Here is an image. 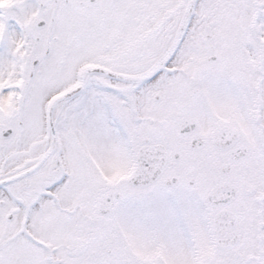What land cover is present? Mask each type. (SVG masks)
<instances>
[{
  "label": "snow or ice",
  "instance_id": "snow-or-ice-1",
  "mask_svg": "<svg viewBox=\"0 0 264 264\" xmlns=\"http://www.w3.org/2000/svg\"><path fill=\"white\" fill-rule=\"evenodd\" d=\"M0 264H264V0H0Z\"/></svg>",
  "mask_w": 264,
  "mask_h": 264
}]
</instances>
